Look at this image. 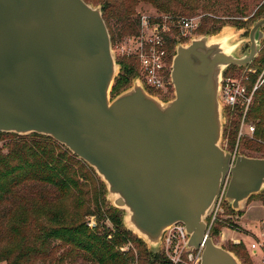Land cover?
<instances>
[{
	"label": "water",
	"instance_id": "95a60500",
	"mask_svg": "<svg viewBox=\"0 0 264 264\" xmlns=\"http://www.w3.org/2000/svg\"><path fill=\"white\" fill-rule=\"evenodd\" d=\"M264 18L241 55L230 33L178 45L174 97L150 94L137 76L112 97L120 66L102 7L85 0H0V133L52 138L91 167L125 226L149 251L185 226L201 264H242L209 235L222 194L233 211L264 193V158L222 148L225 72L252 64Z\"/></svg>",
	"mask_w": 264,
	"mask_h": 264
},
{
	"label": "trees",
	"instance_id": "16d2710c",
	"mask_svg": "<svg viewBox=\"0 0 264 264\" xmlns=\"http://www.w3.org/2000/svg\"><path fill=\"white\" fill-rule=\"evenodd\" d=\"M85 1L101 5L112 44L126 34H139L140 16H135V7L127 0ZM151 3L164 8L155 0ZM179 7L183 13L191 10L184 4ZM111 22L117 25L115 31ZM216 25L217 21L207 18L199 29L203 34H216L220 31ZM119 62L123 71L113 87V97L126 90L139 75L137 59L122 57ZM251 65L258 71L251 76L249 93L264 69V48ZM234 73L237 67L231 66L226 75ZM164 99L169 100V96ZM226 116L224 140L233 152L242 113L236 108ZM246 120L255 123L256 131L253 138L239 140L238 150L251 152L249 157L264 158V84L254 94ZM258 153L262 156L255 155ZM261 200L264 205V197ZM92 216H98L95 229H90L85 219ZM107 219L113 229L99 234L101 221ZM222 227L219 220L213 224L209 233L213 240ZM128 241L138 250V264H169L163 253L149 251L143 241L125 229L122 212L107 204L105 184L68 149L37 134L0 133V264H65L78 259L88 264H131L134 255L119 251ZM243 249V243L233 246L244 264H253Z\"/></svg>",
	"mask_w": 264,
	"mask_h": 264
},
{
	"label": "built area",
	"instance_id": "2783aa9c",
	"mask_svg": "<svg viewBox=\"0 0 264 264\" xmlns=\"http://www.w3.org/2000/svg\"><path fill=\"white\" fill-rule=\"evenodd\" d=\"M174 22V24L172 23ZM201 23L197 18L179 17L169 21L162 17H140V32L138 35L119 40L112 44L114 55L126 58H135L139 63V75L146 90L162 99L174 92L171 80L172 61L176 47L190 41L197 32ZM175 41V45L174 44ZM173 47V48H172ZM228 71V70H227ZM226 71V72H227ZM258 69L250 64L244 68L237 67V73L224 74L218 100L227 112H234L240 108L242 119L240 123L238 141L233 153V161L239 153V140L243 137L253 138L256 126L246 120L248 111L254 102V94L264 84V69L249 93L248 84L251 76ZM224 193L209 216V233L213 224L219 220V213H223ZM189 236L183 224L178 223L167 230L162 240V252L169 264H201L204 247L188 249ZM254 254L258 250L264 253V237L250 245ZM264 264V256L262 259Z\"/></svg>",
	"mask_w": 264,
	"mask_h": 264
},
{
	"label": "rangeland",
	"instance_id": "374dc122",
	"mask_svg": "<svg viewBox=\"0 0 264 264\" xmlns=\"http://www.w3.org/2000/svg\"><path fill=\"white\" fill-rule=\"evenodd\" d=\"M127 1L131 5H134L135 16H140V17L146 16L153 18L165 17V19H169L170 22L175 21V19L179 17L197 18V21L200 22L201 25L204 23L205 19L207 18L214 19L215 21H217L216 27H220V31L216 34H211V35L218 36V35H222V33L223 34L227 32L230 33V35H232V43L238 45L239 53L241 55H244L249 51V45H250L249 33L253 27V24L257 20L262 19L264 17V0H155L157 1L158 5H163L164 8H160L153 5L151 3L152 0H127ZM179 4H184L186 8H189L191 10L187 11L186 13H183L179 7ZM100 6L101 5H97L94 7H100ZM172 23L174 24V22ZM110 25L112 30L115 31L117 28L115 22L113 23L111 22ZM262 31L264 33V29H262ZM202 36H206V34H203V32H201V30L198 29L197 32L194 33L192 39H196ZM126 37H130V36L126 34L124 37L120 38V40L123 41ZM191 40L187 42L183 41L179 45H188L191 42ZM118 41L119 40H116L115 43L113 44L114 49L115 46L119 43ZM263 48H264V37L261 41V46L258 55L253 60V62L256 59H258L260 52ZM114 56L116 57L117 64L120 66V72L118 74L120 76L122 74L123 67L120 64L119 59L122 57L118 55H114ZM254 65H258V64L254 63ZM136 77H134L131 80L129 87L132 85V82ZM111 95L113 97V94ZM173 97H174V92L169 95V100L172 99ZM225 121L226 122H224L221 146L226 151L232 153V151L228 147L227 140H224V131L228 124L227 116ZM250 123L255 125L253 121H250ZM251 154H252L251 152L243 153V151L240 150L237 155L249 156ZM255 155L262 156L261 153ZM263 197H264V193L251 197L247 202H245L241 206L240 210L237 212L233 211L232 208L227 203V201H225L223 203V213H219L218 216L220 223L224 225V227H222L220 235L216 237L214 241L217 245L223 247L224 249L228 251L229 249L232 250L233 252L231 251L230 252L233 253L242 264H244L243 263L244 260L237 255L236 250H233L234 245H239L241 243H243L244 245L243 250L249 255L253 264H263L262 259L264 253L261 250H258L257 253L254 254L253 252H251L249 248L252 243L256 242V240H259L264 237V205L261 200ZM107 204L113 207L112 199L109 198L108 196H107ZM247 207L249 208L246 211ZM85 219L90 229H95L98 226V222H97L98 216L87 217ZM122 219L124 224L123 212H122ZM207 222H209V218L207 219ZM100 225H101L100 227L101 229L99 230V234L103 233L104 230L113 229L112 222L108 219L105 222L102 220ZM124 227L127 231L131 232L137 239L141 240L139 236L133 233L132 231H130L125 226V224ZM119 251L122 254L132 253L134 255L135 260L131 264H138L139 253L132 241H128L127 243L122 245L119 248ZM162 253L163 252L161 250L159 254ZM65 264H88V263L84 262L81 259H78L74 262L67 260Z\"/></svg>",
	"mask_w": 264,
	"mask_h": 264
},
{
	"label": "crops",
	"instance_id": "0c3cea01",
	"mask_svg": "<svg viewBox=\"0 0 264 264\" xmlns=\"http://www.w3.org/2000/svg\"><path fill=\"white\" fill-rule=\"evenodd\" d=\"M249 207H247L246 211L248 210Z\"/></svg>",
	"mask_w": 264,
	"mask_h": 264
}]
</instances>
